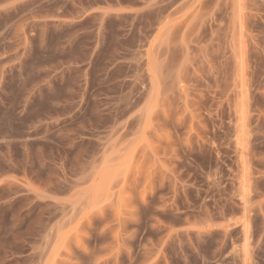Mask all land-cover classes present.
<instances>
[{"label":"rangeland","instance_id":"obj_1","mask_svg":"<svg viewBox=\"0 0 264 264\" xmlns=\"http://www.w3.org/2000/svg\"><path fill=\"white\" fill-rule=\"evenodd\" d=\"M0 264H264V0H0Z\"/></svg>","mask_w":264,"mask_h":264},{"label":"bare ground","instance_id":"obj_2","mask_svg":"<svg viewBox=\"0 0 264 264\" xmlns=\"http://www.w3.org/2000/svg\"><path fill=\"white\" fill-rule=\"evenodd\" d=\"M245 134V133H244ZM244 136V135H243Z\"/></svg>","mask_w":264,"mask_h":264}]
</instances>
